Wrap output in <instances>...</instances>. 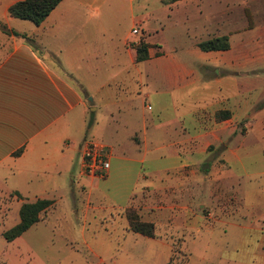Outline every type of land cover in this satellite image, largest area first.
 Returning a JSON list of instances; mask_svg holds the SVG:
<instances>
[{
    "label": "crops",
    "instance_id": "1",
    "mask_svg": "<svg viewBox=\"0 0 264 264\" xmlns=\"http://www.w3.org/2000/svg\"><path fill=\"white\" fill-rule=\"evenodd\" d=\"M18 1L2 0L0 10V219L12 221L9 230L18 224L24 203L52 204L38 223L10 243L20 250L27 248L29 238L47 237L52 212L66 198L76 204L81 196L86 197L85 214L95 209L92 201L106 198L121 211L131 233L125 212L133 209L142 222L154 226L157 238L149 240L169 246L172 255L186 236L197 239L209 233L220 217L207 198L217 200L224 215L232 201L223 194L224 189L235 190L227 170L239 167L250 177V160L260 157L264 163V23L256 33L250 5L243 10L248 21L242 31L256 36L232 45V33L203 38L208 28L226 21L231 0L168 5L158 0L160 8L147 13L144 7L138 17L134 4L144 0H124L131 27L123 38L116 36L118 45L133 68L152 64L161 89L139 96L153 115L148 121L142 116L127 136L135 150L127 156L119 146L109 148L108 173L95 179L81 175L80 154L88 135L98 137V108L120 111L125 100L123 76L95 85L96 64L109 62L124 10L112 8V0H99L103 7L96 10L89 7L96 0H62L35 26L7 15ZM149 16L185 29L190 42H184L183 54L176 49L166 53L147 41L137 24ZM130 35L135 40L129 41ZM220 38L227 39V50L199 48L201 42ZM140 39L150 48L147 60L137 63L133 44ZM135 76L142 80L140 71ZM240 80H250V86H239ZM208 91L215 96L201 99ZM220 113L227 116L218 117ZM260 234L254 254L264 264V230ZM21 256L14 252L8 264H21Z\"/></svg>",
    "mask_w": 264,
    "mask_h": 264
},
{
    "label": "rangeland",
    "instance_id": "2",
    "mask_svg": "<svg viewBox=\"0 0 264 264\" xmlns=\"http://www.w3.org/2000/svg\"><path fill=\"white\" fill-rule=\"evenodd\" d=\"M157 1L144 0L134 4L135 16L138 17L140 11L144 12V7L147 13L160 8L161 5ZM231 2L230 10L224 14L226 21L220 26L208 28L203 38L228 36L232 33V45L243 37L254 39L257 29L264 23V0ZM1 3L2 0L0 10ZM246 5H250V20L255 25L256 33L242 31L248 21L243 15ZM110 6L123 9L124 14L118 22L116 35L112 37L109 62L104 65L96 64V70L99 71L95 73V85L123 76L124 86L121 88L125 100L121 96L124 103L119 107L120 111L116 107H99L94 114L95 120H99L98 124H95L98 137L88 135L86 138L87 141L103 144L107 148L119 146L128 156L129 152L136 148L135 144L127 139L131 129H135L142 116L148 121L153 115L145 110L146 103L139 96L152 89H161V82L152 74V64L144 62L136 69L129 64L127 56L122 54L124 48L121 44L118 45L116 36L123 38L130 32L131 12L124 0H112ZM89 7L96 10L103 6L96 0ZM137 27L145 33L150 44L163 47L166 53L176 49V54L181 55L184 42H190L185 38L184 28L157 23L152 16H149L148 21L137 24ZM161 30H164V33H161ZM132 40H135V37L130 35L129 41ZM137 71L142 73L140 81L135 76ZM125 72L129 75H124ZM238 83L239 86H245L247 83L250 86V80H240ZM214 96L212 91L200 95L201 99L207 100ZM248 136V141L252 143L253 134L249 133ZM238 137L242 139L243 135ZM263 169L264 163L257 157L250 160V177L239 167L227 170L231 173V185L235 190L223 188L225 198L232 200L225 206L226 214L221 213L223 209L220 211V208L223 207L217 200L208 197V206L220 219L208 230L209 233H204L197 239L186 236L181 249H173V255L168 249L169 246L128 232L123 214L106 198L97 203L92 201L95 209L85 214L86 197L81 196L76 204L66 198L64 205L52 212L50 223L47 225L51 234L48 232L47 237L38 239L29 238L27 248L21 247L20 250L14 244L6 242L1 235V231L7 230L12 221L2 223L0 219V264L10 263V256H14V252L22 254L21 264H263L261 256L254 254L261 238L260 232L264 230V176L261 174Z\"/></svg>",
    "mask_w": 264,
    "mask_h": 264
},
{
    "label": "trees",
    "instance_id": "3",
    "mask_svg": "<svg viewBox=\"0 0 264 264\" xmlns=\"http://www.w3.org/2000/svg\"><path fill=\"white\" fill-rule=\"evenodd\" d=\"M62 0H21L12 4L8 10L7 15L11 18L26 21L39 26L42 24L50 13L60 4ZM180 0H160L163 5L173 4ZM14 36L19 37L17 33ZM25 38L24 36H21ZM150 46L145 43L143 39L138 41L135 47L136 62H144L148 58V49ZM199 48L203 52L227 50L228 43L226 38L212 39L201 42ZM226 117V113H220L217 116ZM264 157V153H263ZM51 202L47 200H37L33 203H24L19 210V222L11 229L2 234L6 242H12L20 237L33 225L38 223L42 214L51 206ZM129 229L135 234L148 239L157 238L154 226L150 223H144L140 220L139 216L133 209H128L125 212ZM176 253V252H175Z\"/></svg>",
    "mask_w": 264,
    "mask_h": 264
},
{
    "label": "built area",
    "instance_id": "4",
    "mask_svg": "<svg viewBox=\"0 0 264 264\" xmlns=\"http://www.w3.org/2000/svg\"><path fill=\"white\" fill-rule=\"evenodd\" d=\"M132 35H138V30H132ZM137 47L138 42L133 44ZM110 151L105 145L85 141L80 154V173L85 177L104 179L110 168Z\"/></svg>",
    "mask_w": 264,
    "mask_h": 264
},
{
    "label": "water",
    "instance_id": "5",
    "mask_svg": "<svg viewBox=\"0 0 264 264\" xmlns=\"http://www.w3.org/2000/svg\"><path fill=\"white\" fill-rule=\"evenodd\" d=\"M91 99H89V101H90Z\"/></svg>",
    "mask_w": 264,
    "mask_h": 264
}]
</instances>
